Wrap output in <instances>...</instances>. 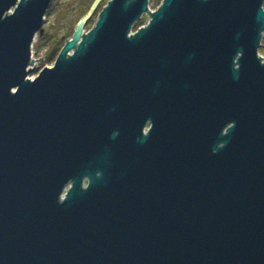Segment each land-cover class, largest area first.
<instances>
[{"label":"water","instance_id":"water-1","mask_svg":"<svg viewBox=\"0 0 264 264\" xmlns=\"http://www.w3.org/2000/svg\"><path fill=\"white\" fill-rule=\"evenodd\" d=\"M53 1L0 0V264H264V0H98L32 80Z\"/></svg>","mask_w":264,"mask_h":264},{"label":"rangeland","instance_id":"rangeland-1","mask_svg":"<svg viewBox=\"0 0 264 264\" xmlns=\"http://www.w3.org/2000/svg\"><path fill=\"white\" fill-rule=\"evenodd\" d=\"M163 0L159 4H155V0H150V9L156 11L162 5ZM107 0H100L96 8L90 15V19L84 27V32H89L94 28L99 20L103 6ZM95 0H54L46 16L43 26V34L39 33L33 44V59L35 64L31 67L34 73L29 79L37 77V75L46 67H53L61 52L62 47L73 37L75 28L79 21L87 16V8L94 6ZM149 15H144L136 24L133 31L136 32L142 23V26L149 22ZM141 26V27H142ZM264 35V34H263ZM260 55L264 57V36ZM36 66V67H35Z\"/></svg>","mask_w":264,"mask_h":264},{"label":"trees","instance_id":"trees-1","mask_svg":"<svg viewBox=\"0 0 264 264\" xmlns=\"http://www.w3.org/2000/svg\"><path fill=\"white\" fill-rule=\"evenodd\" d=\"M111 0H107V3H106V5H108L109 4V2H110ZM98 2V0H95V4ZM159 2H160V0H155V4H159ZM163 2H164V0H163ZM163 2H162V4H163ZM94 4V5H95ZM105 8V6H103V8H102V10ZM91 11V8L89 7V8H87V10H86V13L88 14L89 12ZM142 26V23H140V26H139V28ZM138 28V29H139ZM63 48V47H62ZM62 50V49H61ZM60 53V52H59ZM59 55V54H58Z\"/></svg>","mask_w":264,"mask_h":264},{"label":"built area","instance_id":"built-area-1","mask_svg":"<svg viewBox=\"0 0 264 264\" xmlns=\"http://www.w3.org/2000/svg\"><path fill=\"white\" fill-rule=\"evenodd\" d=\"M152 11V10H151ZM154 12V11H153ZM86 33V32H85ZM34 57V55H32ZM36 78V77H35ZM35 78H32V80H35Z\"/></svg>","mask_w":264,"mask_h":264},{"label":"flooded vegetation","instance_id":"flooded-vegetation-1","mask_svg":"<svg viewBox=\"0 0 264 264\" xmlns=\"http://www.w3.org/2000/svg\"><path fill=\"white\" fill-rule=\"evenodd\" d=\"M149 127H150V125H148V127H147V129H146V130H148V129H149Z\"/></svg>","mask_w":264,"mask_h":264},{"label":"bare ground","instance_id":"bare-ground-1","mask_svg":"<svg viewBox=\"0 0 264 264\" xmlns=\"http://www.w3.org/2000/svg\"><path fill=\"white\" fill-rule=\"evenodd\" d=\"M32 58H33V56H32Z\"/></svg>","mask_w":264,"mask_h":264}]
</instances>
